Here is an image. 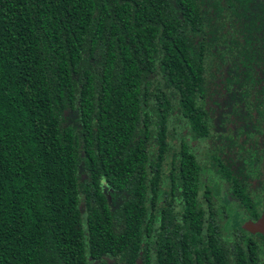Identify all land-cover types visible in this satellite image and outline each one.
I'll use <instances>...</instances> for the list:
<instances>
[{
	"label": "trees",
	"instance_id": "16d2710c",
	"mask_svg": "<svg viewBox=\"0 0 264 264\" xmlns=\"http://www.w3.org/2000/svg\"><path fill=\"white\" fill-rule=\"evenodd\" d=\"M264 0H0V264H264Z\"/></svg>",
	"mask_w": 264,
	"mask_h": 264
},
{
	"label": "water",
	"instance_id": "95a60500",
	"mask_svg": "<svg viewBox=\"0 0 264 264\" xmlns=\"http://www.w3.org/2000/svg\"><path fill=\"white\" fill-rule=\"evenodd\" d=\"M243 227L251 233L260 232L264 235V214L255 222H246Z\"/></svg>",
	"mask_w": 264,
	"mask_h": 264
}]
</instances>
